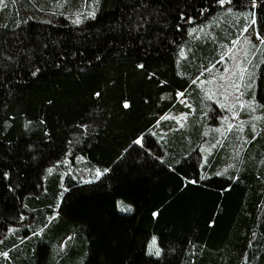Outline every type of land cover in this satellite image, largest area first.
<instances>
[{
	"label": "trees",
	"instance_id": "1",
	"mask_svg": "<svg viewBox=\"0 0 264 264\" xmlns=\"http://www.w3.org/2000/svg\"><path fill=\"white\" fill-rule=\"evenodd\" d=\"M246 34L258 117L209 137L200 79ZM56 208L81 240L36 260ZM18 245L12 264H264V0H0V264Z\"/></svg>",
	"mask_w": 264,
	"mask_h": 264
},
{
	"label": "rangeland",
	"instance_id": "2",
	"mask_svg": "<svg viewBox=\"0 0 264 264\" xmlns=\"http://www.w3.org/2000/svg\"><path fill=\"white\" fill-rule=\"evenodd\" d=\"M76 15L74 17L79 20L82 13H77ZM244 15L247 17L248 13ZM195 32L198 36L204 37L203 35L206 32V28L200 27L199 30ZM207 34L210 35L209 31H207ZM226 45V54L220 62V66L217 65L210 69L208 72L209 75H204L199 82L206 99L208 116L211 118L210 127L208 129L209 137L212 136L211 134H213V136H218V138L224 137L231 129L245 128L250 119L255 120L258 117L256 102L245 95V90L252 85L251 76L257 65L256 49L253 48V41L251 37L246 34L245 36L232 39L231 44L227 43ZM185 54H187V50L184 47V49L181 50V55ZM183 117L184 114L177 116L178 119ZM211 150V146L205 148L206 153L211 152ZM54 170L55 168L52 167L50 172ZM66 180L67 177L63 176L60 182L61 189L66 188ZM117 205L118 209L123 213H130L133 209V206L123 199H119ZM58 214V208H56L54 217H57ZM53 218H49L48 228L45 227L38 231L39 238L37 240H29V238L25 240L26 244L24 245L27 247L31 246L30 248L36 253V260L41 259L46 249L50 252L53 250L52 254H67L73 244L81 240V236L79 235L77 238L75 231L69 234L67 238H62V240L61 235H53L56 231V224L60 220L59 217H57V219ZM17 228L18 226L11 225L5 231V236L14 234ZM46 244L48 247L45 246ZM24 245H18L11 251H6L4 263H15L17 259L16 256L18 252H20V249L25 247ZM147 252L154 256H159L161 254L157 235H152L149 239ZM79 264H83V261L80 260Z\"/></svg>",
	"mask_w": 264,
	"mask_h": 264
}]
</instances>
